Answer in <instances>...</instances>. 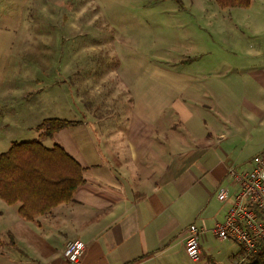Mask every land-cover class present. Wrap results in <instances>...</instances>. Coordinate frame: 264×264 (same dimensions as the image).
Listing matches in <instances>:
<instances>
[{
  "label": "crops",
  "instance_id": "1",
  "mask_svg": "<svg viewBox=\"0 0 264 264\" xmlns=\"http://www.w3.org/2000/svg\"><path fill=\"white\" fill-rule=\"evenodd\" d=\"M258 3L262 15L234 21L251 26L255 45L203 52L209 59L199 65L191 58L203 53L186 56L164 72L160 88L152 70L144 83L120 78L115 94L81 116L66 100L65 120L78 124L40 142L64 149L84 182L70 202L32 221L19 217L20 204L0 199V264H66L63 250L73 240L85 245L78 264H184L191 224L206 230L193 264L205 257L234 264L237 256L240 263L242 247L209 229L239 189L229 170L249 172L264 152V0Z\"/></svg>",
  "mask_w": 264,
  "mask_h": 264
},
{
  "label": "rangeland",
  "instance_id": "2",
  "mask_svg": "<svg viewBox=\"0 0 264 264\" xmlns=\"http://www.w3.org/2000/svg\"><path fill=\"white\" fill-rule=\"evenodd\" d=\"M258 1L243 9L214 0H0V154L12 142L42 140L37 126L65 119L66 100L81 116L102 106L120 78L144 83L152 70L160 88L186 56L255 45L251 26L234 21L262 15ZM238 258L251 264L253 256Z\"/></svg>",
  "mask_w": 264,
  "mask_h": 264
},
{
  "label": "trees",
  "instance_id": "3",
  "mask_svg": "<svg viewBox=\"0 0 264 264\" xmlns=\"http://www.w3.org/2000/svg\"><path fill=\"white\" fill-rule=\"evenodd\" d=\"M221 8H243L251 0H214ZM78 124L75 121L49 118L37 130L39 137L49 138L55 133ZM83 170L64 149H48L40 141L12 142L0 154V199L8 205L20 204L18 215L26 221L68 203L83 184ZM251 264H264V242L253 255Z\"/></svg>",
  "mask_w": 264,
  "mask_h": 264
},
{
  "label": "built area",
  "instance_id": "4",
  "mask_svg": "<svg viewBox=\"0 0 264 264\" xmlns=\"http://www.w3.org/2000/svg\"><path fill=\"white\" fill-rule=\"evenodd\" d=\"M249 172L229 170L239 189L234 195L225 218L213 223L209 231L221 239H231L244 251L240 262L253 256L264 242V152L252 158ZM224 194V193H223ZM206 230L191 224L185 236V254L192 261H199L202 251L199 236ZM85 245L80 240L67 242L63 250L66 264H78Z\"/></svg>",
  "mask_w": 264,
  "mask_h": 264
}]
</instances>
